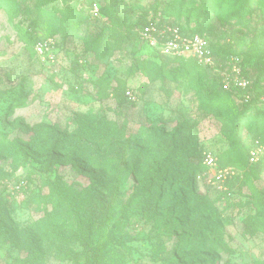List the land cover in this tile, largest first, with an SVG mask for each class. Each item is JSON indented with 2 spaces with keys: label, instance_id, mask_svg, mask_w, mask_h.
<instances>
[{
  "label": "rangeland",
  "instance_id": "obj_1",
  "mask_svg": "<svg viewBox=\"0 0 264 264\" xmlns=\"http://www.w3.org/2000/svg\"><path fill=\"white\" fill-rule=\"evenodd\" d=\"M12 1L0 0V264H84L83 244L76 226H70L73 216L67 220L70 227L56 234L48 228L56 201L49 184L54 182L81 206L86 218H92L95 240L120 224L117 235L133 250L113 247L116 264L123 258L131 264L132 259L138 264H264L262 209L255 199L237 193L225 196L226 178L208 184L203 173L195 171L190 186H184L172 162L159 175L167 187L153 197L150 207L137 191L159 163L154 143L170 139L184 154L210 151L221 165L229 164L234 146L242 151L250 147L255 135H249L248 127L237 132L208 107L213 80L203 73L198 80L168 77L138 63L129 43L106 52L97 49L101 43L64 31L54 33V45L40 54L38 33L45 23L50 28L55 25L51 21L62 19V0H51L43 9H38V0ZM170 2L176 5L174 15H165L163 8ZM95 3L98 11L92 9ZM202 6V0H95L85 12L92 28L93 18H99V30L110 21L120 22L115 16L133 24L156 12L166 22L193 28L206 20L204 35L211 42L241 54L256 43L252 62L264 63V24L256 25L264 4L252 6L244 18L235 3L223 9L210 3L200 17L195 11ZM34 18L41 26L31 25ZM127 89L136 94L135 101L116 98V90ZM101 119L123 134L120 139L83 136L92 157L81 155L74 143L31 136L25 128L55 127L72 136L87 128L100 132L95 127ZM262 150L260 156L264 146ZM259 158L245 161L241 154L231 164L235 175ZM192 160L198 162L197 157ZM258 171L255 184L264 189V166ZM21 180L27 185L19 187ZM226 197L239 205H228ZM250 214L261 215L255 235L244 231ZM215 225L223 243L213 233ZM178 239L187 240L184 248H176ZM159 243L165 245L161 256L169 263L153 259Z\"/></svg>",
  "mask_w": 264,
  "mask_h": 264
},
{
  "label": "trees",
  "instance_id": "obj_2",
  "mask_svg": "<svg viewBox=\"0 0 264 264\" xmlns=\"http://www.w3.org/2000/svg\"><path fill=\"white\" fill-rule=\"evenodd\" d=\"M38 1V9H43V6L51 0ZM87 1L88 3L86 5L83 0L78 2L79 4L70 3L69 0H62L63 8H61V12L64 14L62 19L60 21L57 19H55V21H51L50 23H55V25L50 28H47V23H45L41 29L42 32L38 33V37H41V39L37 40L35 44L51 38L57 31H64L67 35L72 34L76 37L80 36L86 40H94L95 42L101 43L100 46L96 48L99 50L104 48L106 52L119 50L129 43L131 45V56L138 63H141L144 68L150 67L157 71H164L168 77L173 75L175 78L179 75L198 80V74H207L210 79L213 80L212 82L215 83V86L208 91L207 96L208 107L210 110L215 112L221 122L234 127L235 131L239 132L248 127V129H250L249 135L250 133L255 135L251 140L250 147H248L245 151L239 150L234 146L233 151L229 154L227 159L228 161H231H229V164H219L220 167H233L231 164L236 162V159H238L241 154H244L245 161H248L250 160L251 149L258 145L264 146V63L252 62V52L257 47L256 43L241 54L236 52L233 47L226 50L219 44L209 40L213 53L222 62L228 60L231 56H238L241 59L243 75L248 80V86L245 89L232 86L229 90H226L223 87L220 76L213 69L199 64L195 58L164 55L158 50L147 46L141 37L140 31L146 24H148L150 18L153 21H157L159 24L170 23L164 21V19L157 12L155 15L151 14L150 18H148L149 15L147 14L148 16L146 15L143 20L133 24H126L124 19L115 16V18L120 20V22L110 21L99 30V18H93L92 24L94 28L90 27L87 22L90 20V16L85 12V7L91 8L92 3L95 0ZM12 2L15 3L14 0ZM202 3L203 6L195 11L197 16L199 15L201 17V15H206L207 13L204 12L203 7L205 8V6L210 3L215 5L213 7H216V4H219L221 9H223L228 3H235L237 7H240V13L244 18L245 15H250L252 13V6H258L259 4L263 5L264 0H202ZM175 6L176 5L173 2H170L168 6L163 8L164 14L174 15ZM259 12L261 17L257 19L258 21L256 22V25H259L260 23L264 24V6L260 7ZM206 23H208V21L201 20L197 22V27L193 28L191 25L189 26L187 24L171 22V24L180 26L182 33L187 35H204ZM40 24L41 20L37 18H34L31 22L33 27L41 26ZM89 29H91V31H89ZM29 36L32 39L37 37L32 34H29ZM125 92L126 90L123 92L116 90V98H118L121 102H133L128 99ZM245 95H248L249 98L245 99ZM20 99L21 98L18 97L15 103H19ZM106 121L107 120L101 119L98 126L95 127L99 128L100 132H96L93 128H87L77 134H73L72 136L58 131L55 127L44 126L31 128L27 125L25 128H27V132L31 136L35 135L38 137H47L58 143H74L81 155H88V157H92L87 151L88 146L82 141L83 136H87L92 139L99 137H116L120 139L122 137L121 135L123 132L117 126H109ZM252 130L253 132H251ZM154 147L157 148V154L160 158L159 163L153 168L154 175L150 178V181L137 190L143 193V199L147 198L149 201L147 205L148 207H150L152 202L155 200L153 197L158 196L167 187L166 182L165 184H162V180L159 178V175L161 176L164 173V169L167 168L169 170L172 162L176 164L179 181L184 186H190V173L195 171L202 172L204 180L209 184L208 167L203 163V150L197 153L193 150V152L184 154L182 149L176 146L174 141L170 139L164 140L158 144L154 143ZM194 157L198 158V162L196 164L192 160ZM95 164L98 165V163ZM262 165L264 166V152L255 164H248V166L246 165L243 166V168L238 169V174L234 176L235 179L239 180L238 187H235L234 181L232 180L233 175L226 178L227 189L225 190L224 195L227 196L229 194L237 193L242 197H249L251 200L255 199L254 202L261 207L262 213L264 214V189L259 188L257 184H255V180L259 177L258 167H261ZM49 186L54 191L53 197L56 198V201L54 203V213L48 217V228L50 232L56 234L62 228L69 226L67 220L70 216H73V222H71L70 226H76L79 239L83 244L84 264H99L100 261H103L106 264H116L115 256L112 252L113 247L120 246L121 249H127L130 252L133 250L132 246H128L125 240L118 237L117 230L120 227L119 223H114L103 239L95 240L92 232V218H86V216H84L81 206L76 201L71 200L69 196L64 194L57 182L50 183ZM246 186L249 188L248 191H245ZM226 200L228 205H233V202H230L228 197H226ZM179 205V203H176V206L179 207ZM235 205L239 204H234L233 206ZM259 220H261V215L250 214L246 220L244 231L247 234L255 235L257 231L255 224ZM66 223L68 225H66ZM214 227L215 229L213 230V233L217 241L223 243L222 233L218 230L217 225ZM186 243V239H178L176 242V248H184ZM165 248L166 247L163 243H159L157 248H155L153 259L163 263H169L165 257L161 256V253L165 250ZM132 261L134 262L132 264H138L136 260L132 259ZM121 264L131 263L123 258ZM173 264L181 263L178 261Z\"/></svg>",
  "mask_w": 264,
  "mask_h": 264
},
{
  "label": "built area",
  "instance_id": "obj_3",
  "mask_svg": "<svg viewBox=\"0 0 264 264\" xmlns=\"http://www.w3.org/2000/svg\"><path fill=\"white\" fill-rule=\"evenodd\" d=\"M92 9L98 11V5L96 3L93 4ZM140 33L147 46L158 50L164 55L192 57L195 58L199 64L213 69L220 76L223 87L226 90H229L232 86H237L243 89L248 86V80L243 75L240 57L231 56L228 60L222 62L213 53L209 39L204 35L183 34L180 26L171 23L159 24L151 18L148 24L142 28ZM53 45L54 40L48 38L44 41L38 42L36 44V50L41 54L44 50ZM125 94L129 100H136V94L132 90L127 89ZM248 98L249 96L245 95V99ZM254 149L256 150V154L254 150L251 151V159L256 157L259 158L263 151V145H258ZM217 161V157H215L210 151L203 152V163L208 167L211 176L209 177V181H212L213 179L221 180L230 175H235L234 168H221ZM26 185L27 181L21 180L18 186L22 187Z\"/></svg>",
  "mask_w": 264,
  "mask_h": 264
}]
</instances>
